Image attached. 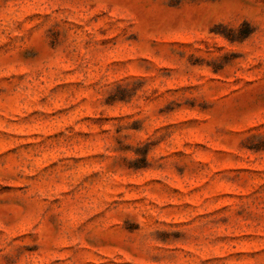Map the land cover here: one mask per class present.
I'll return each instance as SVG.
<instances>
[{"label":"rangeland","instance_id":"1","mask_svg":"<svg viewBox=\"0 0 264 264\" xmlns=\"http://www.w3.org/2000/svg\"><path fill=\"white\" fill-rule=\"evenodd\" d=\"M0 264H264V0H0Z\"/></svg>","mask_w":264,"mask_h":264}]
</instances>
